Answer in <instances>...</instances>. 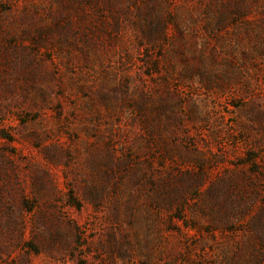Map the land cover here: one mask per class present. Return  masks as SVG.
Here are the masks:
<instances>
[{
  "label": "rangeland",
  "instance_id": "rangeland-1",
  "mask_svg": "<svg viewBox=\"0 0 264 264\" xmlns=\"http://www.w3.org/2000/svg\"><path fill=\"white\" fill-rule=\"evenodd\" d=\"M0 264H264V0H0Z\"/></svg>",
  "mask_w": 264,
  "mask_h": 264
}]
</instances>
